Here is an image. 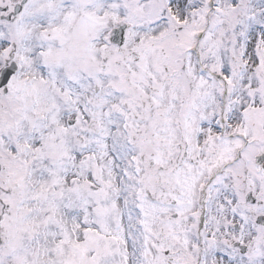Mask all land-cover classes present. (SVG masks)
Returning a JSON list of instances; mask_svg holds the SVG:
<instances>
[{
	"label": "snow or ice",
	"instance_id": "1",
	"mask_svg": "<svg viewBox=\"0 0 264 264\" xmlns=\"http://www.w3.org/2000/svg\"><path fill=\"white\" fill-rule=\"evenodd\" d=\"M0 264H264V0H0Z\"/></svg>",
	"mask_w": 264,
	"mask_h": 264
}]
</instances>
